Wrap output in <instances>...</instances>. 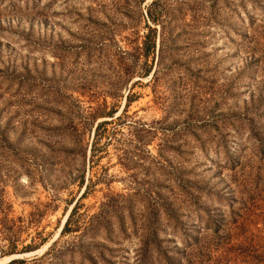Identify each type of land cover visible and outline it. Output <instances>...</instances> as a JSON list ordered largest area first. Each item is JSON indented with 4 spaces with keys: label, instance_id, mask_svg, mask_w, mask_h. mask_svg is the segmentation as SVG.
Instances as JSON below:
<instances>
[{
    "label": "rangeland",
    "instance_id": "rangeland-1",
    "mask_svg": "<svg viewBox=\"0 0 264 264\" xmlns=\"http://www.w3.org/2000/svg\"><path fill=\"white\" fill-rule=\"evenodd\" d=\"M251 94L264 0H0V264H264Z\"/></svg>",
    "mask_w": 264,
    "mask_h": 264
},
{
    "label": "trees",
    "instance_id": "trees-1",
    "mask_svg": "<svg viewBox=\"0 0 264 264\" xmlns=\"http://www.w3.org/2000/svg\"><path fill=\"white\" fill-rule=\"evenodd\" d=\"M252 95V94H251ZM260 96H258L256 99L254 98V96L252 95L248 101V104L246 103V106H245V110L244 111V114L240 117L245 124L248 125V138L251 140L252 142V150L258 154L259 156L261 157H264V128L263 129H259L260 127V124L262 122H260V120H257V121H254V119L250 116H248V110L250 109L251 111H254L256 112L257 116L259 117L260 116V119H263L261 118V115L257 112V109L260 105ZM116 117H119L118 115ZM264 120V119H263ZM105 122H107V120H103L102 122H99L96 126V128L99 129L100 126H102ZM104 131V128L102 129V131H96L94 132L93 134V139H92V142H91V146H90V150H91V156L96 152L98 151L102 146L103 143H101V134L102 132ZM229 162V160H227ZM238 161V159L234 158L232 159V166L234 164H236ZM256 176L258 178L261 177V172L258 171L256 173ZM84 193V192H83ZM105 203H103L102 206H105L104 205ZM108 216L107 214V209L106 208H103L101 207L100 211L93 214V219L91 222H89V224L86 226V228L84 229L85 232L98 226L101 222L105 221L106 217ZM71 217L72 215L70 214L69 217L65 220V223L63 225V228L62 230H71L73 226L70 225V220H71ZM262 219V218H261ZM264 219V217H263ZM93 220H96L95 222H93ZM222 227V223L220 221V223H218V226H217V230L220 229ZM262 229H264V226L262 227ZM227 236V235H226ZM225 236V237H226ZM255 236V235H254ZM259 240V242L257 240H255V242L253 241H250L248 244L250 247H252L253 249L251 250V260H256V261H261V260H264V244L262 242L264 241H261ZM242 244V243H240ZM53 248V247H52ZM15 248H11V251L13 252ZM18 260V258H12L10 261H8L6 264H13L14 262H16Z\"/></svg>",
    "mask_w": 264,
    "mask_h": 264
},
{
    "label": "bare ground",
    "instance_id": "bare-ground-1",
    "mask_svg": "<svg viewBox=\"0 0 264 264\" xmlns=\"http://www.w3.org/2000/svg\"><path fill=\"white\" fill-rule=\"evenodd\" d=\"M14 256V255H13ZM13 256H9V257H7V258H11V257H13Z\"/></svg>",
    "mask_w": 264,
    "mask_h": 264
},
{
    "label": "water",
    "instance_id": "water-1",
    "mask_svg": "<svg viewBox=\"0 0 264 264\" xmlns=\"http://www.w3.org/2000/svg\"><path fill=\"white\" fill-rule=\"evenodd\" d=\"M12 258H14V257H12Z\"/></svg>",
    "mask_w": 264,
    "mask_h": 264
}]
</instances>
